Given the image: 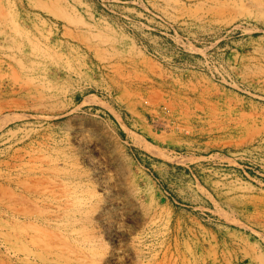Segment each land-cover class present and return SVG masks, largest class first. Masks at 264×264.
<instances>
[{"label":"rangeland","instance_id":"obj_1","mask_svg":"<svg viewBox=\"0 0 264 264\" xmlns=\"http://www.w3.org/2000/svg\"><path fill=\"white\" fill-rule=\"evenodd\" d=\"M66 263L264 264V0H0V264Z\"/></svg>","mask_w":264,"mask_h":264},{"label":"bare ground","instance_id":"obj_2","mask_svg":"<svg viewBox=\"0 0 264 264\" xmlns=\"http://www.w3.org/2000/svg\"><path fill=\"white\" fill-rule=\"evenodd\" d=\"M118 63V62H117ZM119 64V63H118ZM115 65V64H114ZM129 65V64H128ZM117 68H119L117 65H115ZM136 66V65H135ZM134 66V68H135ZM113 67V66H112ZM128 67V66H127ZM125 68V67H124ZM123 69V68H122ZM126 69V68H125ZM117 70V69H116ZM121 70V69H120ZM137 70V69H136ZM134 70V71H136ZM119 70L115 71V72H118ZM124 71V70H123ZM126 73V72H125ZM129 73V72H127ZM126 73V74H127ZM124 74V72H123ZM123 74L121 76H119L118 74V77H120L123 81H127V78L126 77H129L128 74L127 76H123ZM130 75V74H129ZM118 88V85L117 87H114L112 90L115 91L116 89ZM168 89V88H167ZM172 91V90H171ZM160 92V94H159ZM158 92V95L156 96L157 97V101L159 102L158 104H161L163 103L164 105H176L177 104V95H173V92H170V91H163L161 92V90ZM179 92V91H178ZM175 93V92H174ZM178 94V93H177ZM62 115H54V117H60ZM138 145H140L142 147V149H144L145 151L151 153V154H156V152L154 150H152L149 146V143L146 142V145H144L143 143H140V142H136ZM136 144V145H137ZM137 145V146H138ZM149 145V146H148ZM139 147V146H138ZM140 147V148H141ZM40 260H42V258L40 257ZM67 264V263H66Z\"/></svg>","mask_w":264,"mask_h":264}]
</instances>
